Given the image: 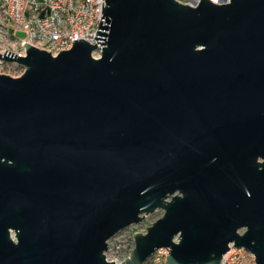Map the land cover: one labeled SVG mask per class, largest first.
<instances>
[{
	"label": "water",
	"instance_id": "water-1",
	"mask_svg": "<svg viewBox=\"0 0 264 264\" xmlns=\"http://www.w3.org/2000/svg\"><path fill=\"white\" fill-rule=\"evenodd\" d=\"M98 34L0 53V264H117L157 210L122 264H264V0H104Z\"/></svg>",
	"mask_w": 264,
	"mask_h": 264
},
{
	"label": "built area",
	"instance_id": "built-area-1",
	"mask_svg": "<svg viewBox=\"0 0 264 264\" xmlns=\"http://www.w3.org/2000/svg\"><path fill=\"white\" fill-rule=\"evenodd\" d=\"M103 1L0 0V12L12 25L14 37L22 50L14 54L27 57L25 49L27 44L57 57L63 51L72 50L76 41L84 40L91 45L98 43L95 39L99 35ZM174 1L184 6L197 8L202 0ZM210 1L221 5L230 3V0ZM20 32L25 34L23 38L18 37L17 34ZM102 50L93 55L96 60L101 59ZM168 256L169 251L161 249L144 264H166ZM221 264H256V261L254 256L245 249H237L231 245L230 251L223 257Z\"/></svg>",
	"mask_w": 264,
	"mask_h": 264
},
{
	"label": "rangeland",
	"instance_id": "rangeland-1",
	"mask_svg": "<svg viewBox=\"0 0 264 264\" xmlns=\"http://www.w3.org/2000/svg\"><path fill=\"white\" fill-rule=\"evenodd\" d=\"M1 11V2H0ZM14 31L12 25L4 19V16L0 12V53L3 54L6 51L12 53L21 52V48L18 45V41L14 37ZM19 38L25 36L24 33L17 34ZM99 55V54H98ZM26 72V69L19 64H6L0 62V74L10 76L12 78H20ZM165 216L164 210H157L154 214L145 216V220L139 224L132 225L125 229L114 237L109 242V250L106 253L109 262H115L117 264L124 263L131 257L132 252L135 250V234H147L154 224L161 220ZM148 228V229H147Z\"/></svg>",
	"mask_w": 264,
	"mask_h": 264
},
{
	"label": "bare ground",
	"instance_id": "bare-ground-1",
	"mask_svg": "<svg viewBox=\"0 0 264 264\" xmlns=\"http://www.w3.org/2000/svg\"><path fill=\"white\" fill-rule=\"evenodd\" d=\"M97 57V56H96Z\"/></svg>",
	"mask_w": 264,
	"mask_h": 264
}]
</instances>
